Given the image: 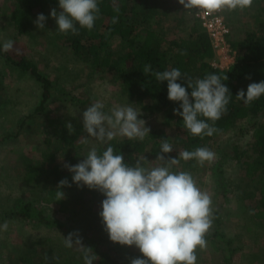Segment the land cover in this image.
<instances>
[{"label": "rangeland", "instance_id": "obj_1", "mask_svg": "<svg viewBox=\"0 0 264 264\" xmlns=\"http://www.w3.org/2000/svg\"><path fill=\"white\" fill-rule=\"evenodd\" d=\"M155 1L158 12L153 26L161 32L164 41L185 37L193 26L199 24L194 18V10H186L179 0ZM257 2L253 0L251 8L243 10H224L229 25L235 29L234 35L231 31L232 42L243 38L248 30L264 27L261 12L264 1L262 7ZM15 5V0H0V43L9 39L15 42L14 49L26 54L52 81L55 99L43 115L29 118L40 101L39 87L30 75L0 60L8 94V101L0 107V225L8 222L7 231H0V264H85L79 246L67 248L64 245V237L74 231L79 232L83 246L91 247V254H96L93 264H131V254L144 258L135 245L115 248L114 243L101 242L96 237L101 232L109 239L103 222L98 219V208L105 196L87 186L78 187L72 181L74 174L64 164L76 165L101 142L84 132L82 113L86 108L72 106L61 98L73 96L92 104L99 101L105 112L117 105L131 106L140 110L138 119L145 120V127L150 132L166 130L171 134L172 128L165 126L162 115H145L140 105L123 92L112 74L95 73L74 55L65 34L57 29L50 15L53 8L60 12L59 6L35 12L26 34L21 36L10 19ZM38 14L47 17L42 30L34 23ZM257 18L263 21L262 25ZM112 49L121 51L119 40H114ZM229 58L221 57L213 63L217 66L230 64ZM69 122L73 128L67 127ZM240 126L246 128L248 123L243 122ZM57 131L73 135L74 141L58 140ZM116 137L124 138L121 135ZM251 139V134L239 139L236 130L220 136L211 149L216 154L215 159L205 161L203 165L198 163L196 175L200 190L211 196L213 217L217 210L223 209V231L237 249L233 264H264V227L262 220L256 217L264 200L259 193L264 177L261 179L260 175L254 181L249 179L243 161L231 153L235 143L240 151H247ZM147 159L151 163H145L146 167L160 163L156 157ZM30 167L39 169L40 175L36 182L28 184ZM65 178L71 184V187L61 189L65 193L66 207L46 203L44 197L48 190L57 189ZM24 203L36 207L44 221L15 217L13 214ZM213 229L212 222L207 234ZM197 264H223V255L207 244L206 249L197 248Z\"/></svg>", "mask_w": 264, "mask_h": 264}, {"label": "trees", "instance_id": "obj_2", "mask_svg": "<svg viewBox=\"0 0 264 264\" xmlns=\"http://www.w3.org/2000/svg\"><path fill=\"white\" fill-rule=\"evenodd\" d=\"M98 0L100 13L95 20L91 30L81 28L76 24L79 34L69 32L65 34L69 47L72 48L76 57L83 60L95 73H109L119 82L123 92L137 105L141 111L148 116L162 115L165 126L173 130L169 134L164 131H152L142 141L115 137L111 141L99 144L96 149L102 154L107 147L114 149V154H123L125 163L132 166L136 160L145 156L146 158L156 157L161 151L163 139H167L173 147L171 153L164 154L166 158H178L179 153L184 150L193 151L199 147H207L211 150L217 144L220 136L237 131L239 139L252 135V141L247 151H240L239 145L232 146V155L239 161H243L246 176L254 181L258 176L264 177V95L259 99L245 105L238 100L236 95L239 90L247 92L250 83L264 81V28L248 30L241 39L230 40L235 29L230 26L232 33L229 42L235 52L234 63L221 69L213 65L217 59L213 50L210 38L201 24L193 26L189 33L180 39L164 41L161 32L154 29V16L158 12V4L155 0ZM264 0H258V6H263ZM16 5L10 15L11 22L19 35L26 34L29 22L35 12H44L48 7L59 6V0H15ZM119 9V12L115 9ZM264 14V6L261 8ZM118 18L117 22H113ZM262 25L263 21L257 18ZM119 40L122 46L121 51L112 49L114 40ZM166 43V44H165ZM0 43V60L11 66L20 69L37 83L40 91V101L29 118L43 115L53 102V83L48 76L43 74L39 67L22 51L14 49L8 53L2 51ZM146 64H150L153 71H165L178 68L182 74H187L193 80L204 78L206 74H217L222 78L227 75L228 79L222 82L229 88L232 94L227 105L226 114L215 122L214 127L219 131L212 136H194L187 130L183 123L182 116L174 114V109L179 108L180 102H173L168 99L167 81L158 82L150 73H144ZM250 77V78H248ZM186 86L184 81H177ZM191 92V89H187ZM65 93V92H64ZM61 98L72 106L87 108L91 101L80 100L76 97L66 95ZM8 101L5 76L0 71V107ZM182 111V109H180ZM200 119H206L203 116ZM212 124L211 121H207ZM247 122L248 126L238 127L241 123ZM80 129V128H79ZM57 139L62 142L74 141V136L63 131L56 132ZM80 149V148H79ZM52 158L54 155L51 156ZM31 168V167H30ZM198 162L195 159L180 160L178 166H173L172 171L191 172L194 179L197 178ZM40 175L39 169L31 168L27 174L26 182H36ZM84 188H80L83 190ZM57 189L48 190L44 201L48 204L56 203L65 208L64 199L56 201ZM86 191V190H84ZM259 193L264 197V184L259 187ZM99 213L102 206L98 208ZM222 209V208H221ZM222 210H217L213 218L214 229L205 235L207 244L216 252L223 255V264H233V258L237 251L233 247V240L228 238L223 231ZM96 216V212L94 211ZM22 219H38L44 221L40 212L32 204L24 203L19 211L13 214ZM256 217L262 220L264 227V200ZM97 219V216H96ZM98 219L102 221L99 216ZM50 223V222H46ZM99 241L114 243V247L122 245L112 242L103 237L101 232L97 236ZM142 258L139 255L131 254L130 258Z\"/></svg>", "mask_w": 264, "mask_h": 264}, {"label": "clouds", "instance_id": "obj_3", "mask_svg": "<svg viewBox=\"0 0 264 264\" xmlns=\"http://www.w3.org/2000/svg\"><path fill=\"white\" fill-rule=\"evenodd\" d=\"M179 4L186 10H204L211 14L225 9L251 8L253 0H179ZM59 8L60 12L51 9L50 15L57 29L64 34L78 35L77 23L81 28L91 30L100 13L98 0H59ZM115 11L119 12V9ZM46 20L44 14H38L34 23L42 30ZM14 45L13 40H6L2 51L8 53ZM143 72L150 73L158 82L167 81L168 99L180 102L179 108L173 110L174 114L182 116L185 128L192 135L203 138L219 131L214 124L226 114L232 96L222 82V79H228L227 75L222 78L212 73L193 80L178 68L153 71L150 64L144 66ZM177 81H184L186 86ZM262 95L264 81L250 83L247 92L239 90L236 98L248 105ZM103 108L104 105L96 101L83 111V129L87 136L104 143L117 135L141 141L149 135L145 120L138 119L140 110L117 105L105 112ZM200 116L206 119H200ZM67 127L73 128V125L69 122ZM84 142H87L86 138ZM172 151V145L163 139L155 159L160 163L152 167L144 166L151 163L145 156L139 157L132 166L126 164L124 155L114 154L111 146L102 154L91 148L76 165L64 164L74 174L72 181L78 187L87 186L105 196L99 215L109 239L120 245H135L143 254L144 258H134L131 264H197V248L207 247L205 235L214 218L211 196L200 190L191 172H173L172 168L178 166L181 159H195L203 165L205 161L214 160L216 154L207 147H199L181 151L178 158H166L164 154ZM63 187H71L66 178L57 186L56 201L65 198L61 191ZM7 229L8 222L5 221L0 225V231ZM64 245L67 248L79 246L85 264H93L96 260V254H91L92 248L83 246L78 231L64 237Z\"/></svg>", "mask_w": 264, "mask_h": 264}, {"label": "built area", "instance_id": "obj_4", "mask_svg": "<svg viewBox=\"0 0 264 264\" xmlns=\"http://www.w3.org/2000/svg\"><path fill=\"white\" fill-rule=\"evenodd\" d=\"M194 18L201 24L204 30L207 32L213 50L216 53L217 59L215 62L223 58L231 59L230 64L220 63V66H217L215 63L213 65L215 67L226 69L230 67L235 61V52L232 50V46L229 42V37L231 35V29L228 25V21L226 18L225 11L222 10L220 12H215L211 14H207L204 10H194Z\"/></svg>", "mask_w": 264, "mask_h": 264}]
</instances>
